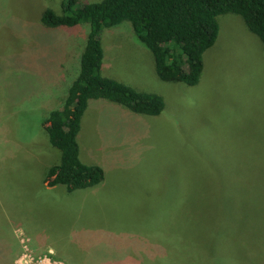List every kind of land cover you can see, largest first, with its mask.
Wrapping results in <instances>:
<instances>
[{
    "label": "rangeland",
    "instance_id": "obj_1",
    "mask_svg": "<svg viewBox=\"0 0 264 264\" xmlns=\"http://www.w3.org/2000/svg\"><path fill=\"white\" fill-rule=\"evenodd\" d=\"M63 1L0 0V264H264L261 39L239 15L219 16L188 86L160 79L129 22L105 30L104 75L165 107L90 101L80 157L105 179L69 193L43 182L61 152L42 122L63 107L90 27H45L43 10Z\"/></svg>",
    "mask_w": 264,
    "mask_h": 264
},
{
    "label": "trees",
    "instance_id": "obj_2",
    "mask_svg": "<svg viewBox=\"0 0 264 264\" xmlns=\"http://www.w3.org/2000/svg\"><path fill=\"white\" fill-rule=\"evenodd\" d=\"M80 2L64 0L61 13L45 8L41 14V22L48 28H76L81 24L90 27L80 73L70 85L63 107L49 111L42 122L50 144L61 152L60 162L48 169L43 182L48 188L65 186L69 193L95 187L105 179L100 166L85 164L80 157L78 136L90 101L109 100L148 116L160 115L165 107L161 96L139 92L104 75L101 35L105 30L129 22L135 40L153 54L160 79L188 86H196L201 80L204 55L219 35V16L239 15L264 45V0ZM250 203L248 199L244 202V211ZM234 213L230 208V214ZM174 263L177 264H169Z\"/></svg>",
    "mask_w": 264,
    "mask_h": 264
}]
</instances>
